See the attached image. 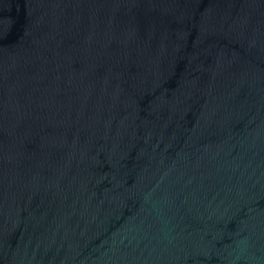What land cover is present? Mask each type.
I'll list each match as a JSON object with an SVG mask.
<instances>
[{
  "label": "water",
  "instance_id": "obj_1",
  "mask_svg": "<svg viewBox=\"0 0 264 264\" xmlns=\"http://www.w3.org/2000/svg\"><path fill=\"white\" fill-rule=\"evenodd\" d=\"M0 264H264V0H0Z\"/></svg>",
  "mask_w": 264,
  "mask_h": 264
}]
</instances>
